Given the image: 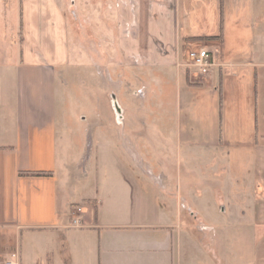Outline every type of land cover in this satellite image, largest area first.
Segmentation results:
<instances>
[{
    "label": "crops",
    "instance_id": "crops-1",
    "mask_svg": "<svg viewBox=\"0 0 264 264\" xmlns=\"http://www.w3.org/2000/svg\"><path fill=\"white\" fill-rule=\"evenodd\" d=\"M9 1L2 2L6 6ZM15 1L22 3V40L9 46H19L20 51L13 61L0 49V262L18 254L19 264H64L58 248L62 242L68 264H264V67L251 62L247 80L245 72L237 70L241 64L234 62L229 46L227 17L224 53L218 59L224 66L219 75L221 129L215 73L203 85L189 86L182 79V41L206 35L182 32L178 0L78 1L108 5L101 13L94 9L95 20L108 33L107 48L117 38L113 26H119L127 73L135 70L147 78L145 70L150 69L176 80L177 142L190 153L201 152L202 166L198 174V170L189 173L196 190L193 183L154 188L150 174L136 165L143 137L140 127L126 124V135L118 139L114 124L85 126L88 114L95 115L97 109L90 103L83 111L79 103L73 131L92 173L75 192L70 180L60 187L56 177L57 139L61 121H66L59 102L66 103L70 82L82 101L78 92L86 81L69 73V68L93 70L90 78L97 80L98 63L90 58L85 67L76 54L80 49L74 47L70 53L67 22L54 6L63 0ZM30 4H42L50 11L49 18L41 15L34 29L28 20ZM33 34L38 38L34 40ZM244 89L251 92L246 109L227 108ZM124 94L129 95L123 92V101ZM136 130L137 136L129 134ZM84 168L81 172L86 174ZM38 171L50 175H21ZM194 219L217 229L201 245L194 235ZM226 234L233 237V247H227Z\"/></svg>",
    "mask_w": 264,
    "mask_h": 264
},
{
    "label": "rangeland",
    "instance_id": "rangeland-1",
    "mask_svg": "<svg viewBox=\"0 0 264 264\" xmlns=\"http://www.w3.org/2000/svg\"><path fill=\"white\" fill-rule=\"evenodd\" d=\"M2 1L0 0V49L3 55L9 52L11 55L8 54L11 57L10 59L14 61L16 58L15 53L20 51V47H15L11 44L9 46V43H14L15 39L18 43H21L22 40L20 33L22 3L10 0L9 3L6 2L5 6ZM78 1L63 0L54 4V6L56 11L60 10L67 22L70 53L74 52L72 51L74 47L80 49V51L76 50V54H78L79 60L81 59L83 63H87L85 67H89L90 58L93 61L96 60L98 63V79L90 78V74L93 75V70L90 71L88 68H84L88 72L84 69L81 71L78 67L71 66L69 68V73L75 74L77 79L79 77L81 81L83 80V82L86 81L87 83H82L81 91L78 92V95L82 97L81 102L75 97L76 91L73 87L74 85L72 86V82L66 88V103L59 102V108L61 112L63 111L66 119L64 123L61 121L64 126L60 125L61 128L57 139L59 170L56 177L60 187L64 180L68 179L71 181L72 189L76 192L75 188H81L82 184H85V181L88 180L89 175L92 173L90 162L84 161L86 152L83 153V149L79 145L80 138H77L73 131L76 124L72 117L73 113H79V103H81L80 108L83 111H88L90 105L97 109V111L95 110V115L88 114V122L85 126L89 127L97 124L102 128L106 124H114L119 128V131L115 133L118 135V139L126 135L123 129L126 124L140 127L137 130L140 131L139 134L143 135L140 138V142L143 143L144 148L140 143L138 152L140 162L136 165H139L140 169H144L145 173L150 174V177L153 178L152 186L154 188H160L165 183L170 184L174 188L177 187V184L182 188L186 184H194V181L189 177V173L197 170V174L200 172L202 153H196V151L190 153L184 147L180 148L178 145L176 137V131L179 127L176 80L172 75H168L167 79L164 75L161 76L159 72L150 69L145 70L147 78L139 76L135 70H129L127 73V69L121 59V30L119 26H113L117 38L107 48L104 42H106L105 38L108 33L106 34L105 28L99 27L101 22H96L97 20H95L94 9L97 8L101 13L108 5H93L90 2L80 3ZM224 3L225 18L227 17L228 19L226 26L228 41L230 42L229 46L234 52V62L241 64L237 65V70L245 72L244 79L247 80L251 62L264 67V0H227V2L224 0ZM42 6V4L36 5L40 14V17L36 18L37 11L34 9L36 7L32 4L29 5L28 20L31 29L37 28V23H41L39 20H41L42 14L45 19L50 16V11L45 6L44 8ZM114 6L118 7L121 5L114 4ZM178 7L183 33L187 32V34H190L188 32H192L193 35L195 32H199L202 35H206L199 36L202 38L219 35V0H178ZM188 15H190V18L187 17ZM103 19L105 20V18ZM236 31L238 32L236 33ZM97 35L98 37H96ZM36 37L33 34L32 38L34 40ZM54 37L58 40V33ZM224 43V36L222 40H183L180 49V71L183 81L186 80V73H188L192 84L203 85L214 72V79L219 90V75L223 73L224 66L220 65L218 59L223 57ZM94 46L104 50L94 52ZM205 47L214 50L217 55V67L210 74L201 76L188 67L187 53L188 51ZM98 56H102V61L108 60V66L105 65V61L103 63L100 62ZM86 75L87 80H85ZM123 92L129 94L128 96L124 94V101L122 100ZM240 94L242 96L240 99L238 96L237 99H229L227 108L236 109L239 106L242 112L246 109L247 96L249 97L251 92L248 91L247 94L244 89ZM238 99L240 100L239 102ZM123 110L126 111L124 112ZM82 114L87 115L85 112H82ZM231 126V129L235 132L236 128H234V125L231 124ZM137 130L130 131L129 134L137 136ZM203 153L210 156L215 154L212 151H204ZM83 165L87 172L86 174L81 172L83 171ZM72 170L74 171L73 173H71ZM178 176H180L179 179ZM194 189H197L195 184ZM194 223V235L200 245L204 243L203 239L208 233L214 234L217 232V229L209 228L206 224L195 221V219ZM226 236L227 247H233V237L228 234ZM246 238L243 236L242 245L245 246L247 244V251H244V256L247 258L249 248L248 242L244 241ZM62 246V242H59V253L60 255L62 254L64 264H68V258L64 256L65 248ZM5 259L7 258L2 259L0 264ZM244 260L245 258L243 257Z\"/></svg>",
    "mask_w": 264,
    "mask_h": 264
},
{
    "label": "built area",
    "instance_id": "built-area-1",
    "mask_svg": "<svg viewBox=\"0 0 264 264\" xmlns=\"http://www.w3.org/2000/svg\"><path fill=\"white\" fill-rule=\"evenodd\" d=\"M187 59L188 67L201 76L210 74L217 67V55L210 48L205 47L188 51ZM77 211L80 213L82 209L79 208ZM73 222L77 224L79 220H74ZM1 264H19L18 254H12Z\"/></svg>",
    "mask_w": 264,
    "mask_h": 264
},
{
    "label": "trees",
    "instance_id": "trees-1",
    "mask_svg": "<svg viewBox=\"0 0 264 264\" xmlns=\"http://www.w3.org/2000/svg\"><path fill=\"white\" fill-rule=\"evenodd\" d=\"M224 0H219V35L216 36H210V37H194V38H190L189 40L191 41H198V40H203V39H207V40H222V37L224 35V24H225V9H224ZM186 81H187V85L189 86H196L194 84H192L190 82V77L189 74L186 73ZM222 81H223V77L222 75L220 76V85H219V113H220V128L222 129V107H223V93H222ZM256 79H255V89H256ZM21 175H29V176H49L50 173L49 172H45V171H38V172H21Z\"/></svg>",
    "mask_w": 264,
    "mask_h": 264
}]
</instances>
